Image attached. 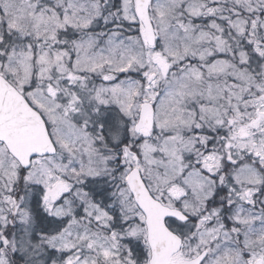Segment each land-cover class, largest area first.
<instances>
[{
  "label": "snow or ice",
  "instance_id": "snow-or-ice-1",
  "mask_svg": "<svg viewBox=\"0 0 264 264\" xmlns=\"http://www.w3.org/2000/svg\"><path fill=\"white\" fill-rule=\"evenodd\" d=\"M0 264H264V0H0Z\"/></svg>",
  "mask_w": 264,
  "mask_h": 264
}]
</instances>
